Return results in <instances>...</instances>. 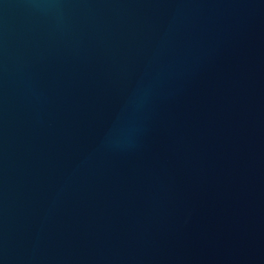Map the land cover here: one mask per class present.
Returning <instances> with one entry per match:
<instances>
[{
	"label": "water",
	"instance_id": "water-1",
	"mask_svg": "<svg viewBox=\"0 0 264 264\" xmlns=\"http://www.w3.org/2000/svg\"><path fill=\"white\" fill-rule=\"evenodd\" d=\"M0 264H264V0H0Z\"/></svg>",
	"mask_w": 264,
	"mask_h": 264
}]
</instances>
